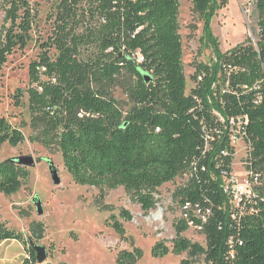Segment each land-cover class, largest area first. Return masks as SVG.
<instances>
[{
  "label": "trees",
  "instance_id": "1",
  "mask_svg": "<svg viewBox=\"0 0 264 264\" xmlns=\"http://www.w3.org/2000/svg\"><path fill=\"white\" fill-rule=\"evenodd\" d=\"M190 1L209 27L217 0ZM3 7L0 72L15 51L27 48L38 16L30 0H3ZM179 9L180 0H56L51 33L29 67L30 140L57 149L76 184L101 192L122 187L144 212L155 208L158 188L187 174L174 195L185 217L174 225L172 252L203 264H264V0L256 1V40L216 50L214 65L189 94ZM232 117L241 120L246 171L258 180L254 195L239 206L223 188L231 172L224 153ZM24 141L18 127L0 118V149ZM30 176L12 159L0 162V192L18 194ZM121 216L133 219L126 210ZM190 223L204 231L206 246L183 236ZM107 224L124 240L119 221ZM29 233L31 241H41L44 223L32 222ZM30 240L0 225V244L26 246ZM28 252L24 264H36L35 251ZM170 252L158 242L152 254ZM141 257L134 247L120 252L117 264H136Z\"/></svg>",
  "mask_w": 264,
  "mask_h": 264
},
{
  "label": "rangeland",
  "instance_id": "2",
  "mask_svg": "<svg viewBox=\"0 0 264 264\" xmlns=\"http://www.w3.org/2000/svg\"><path fill=\"white\" fill-rule=\"evenodd\" d=\"M30 1L38 15L31 33L32 40L27 48L15 51L0 72V118L4 117L18 127L25 141L16 148L5 144L0 149V162L27 157L32 158L34 165L29 167V184L18 194L6 196L0 192V225L22 233L29 241L30 224L44 223V238L35 242L47 250L44 264H117L120 252L132 251L134 247L142 250V257L136 264H183L184 260L192 264H203L202 258L191 259L186 253L177 255L172 252V241L176 237L174 225L185 217L174 195L188 182L187 174L158 188L155 208L144 212L122 187L101 192L94 187L76 184L66 171L57 149L48 151L30 140L33 132L26 93L30 86L29 67L40 53L38 44L46 41L51 33L56 0ZM256 1L217 0L211 10L208 27L205 17L194 10L190 0H180L179 26L188 94L205 79L203 71L214 65L216 50L224 53L248 39L256 40ZM6 25L3 0H0V41L4 37ZM194 76L198 83L192 79ZM217 87L218 84H212L213 90ZM220 87L222 91L224 87ZM115 96L123 103H129L120 90L116 91ZM214 115L225 123L218 112ZM228 151L231 157V177L239 183L245 182L248 174L244 162V141L230 146ZM50 164L58 170L60 185H55L52 180ZM35 200L42 202V216L38 215ZM124 210L131 214L132 221L126 222L122 218ZM156 212L161 214L159 219L154 217ZM113 218L123 225L124 240L108 226L107 223L113 222ZM183 236L193 243L206 246L205 233L199 227L190 226ZM129 239L134 241V247ZM158 242H164L171 250L163 258H155L152 254ZM29 247L17 241L1 243L0 264L30 262Z\"/></svg>",
  "mask_w": 264,
  "mask_h": 264
},
{
  "label": "built area",
  "instance_id": "3",
  "mask_svg": "<svg viewBox=\"0 0 264 264\" xmlns=\"http://www.w3.org/2000/svg\"><path fill=\"white\" fill-rule=\"evenodd\" d=\"M229 131H230V146H236L241 140L242 137V127L240 118L232 117L229 120ZM229 151L227 150L224 155H228ZM248 178L245 182L239 183L231 174H226L223 180V188L225 193L230 198L232 204L239 206L243 199H250L254 195V187L257 185V178L250 177L249 173ZM198 215V214H197ZM190 226H193L190 223Z\"/></svg>",
  "mask_w": 264,
  "mask_h": 264
},
{
  "label": "water",
  "instance_id": "4",
  "mask_svg": "<svg viewBox=\"0 0 264 264\" xmlns=\"http://www.w3.org/2000/svg\"><path fill=\"white\" fill-rule=\"evenodd\" d=\"M147 81H149V78L147 77ZM13 162L17 163L20 166L23 167H32L34 165V161L32 160V158H19V159H12ZM51 176H52V180L54 182L55 185H60L61 183V179L59 177V173L58 170L52 165L50 164L49 167ZM36 203V207H37V211H38V215L42 216L44 214V210L42 207V202L40 200H35ZM30 248H32L35 253H36V261L38 264H44L47 260V250L44 246H40V245H36L33 241L30 240Z\"/></svg>",
  "mask_w": 264,
  "mask_h": 264
},
{
  "label": "bare ground",
  "instance_id": "5",
  "mask_svg": "<svg viewBox=\"0 0 264 264\" xmlns=\"http://www.w3.org/2000/svg\"><path fill=\"white\" fill-rule=\"evenodd\" d=\"M155 219H159L160 217H161V214H160V212H156V214H155Z\"/></svg>",
  "mask_w": 264,
  "mask_h": 264
}]
</instances>
